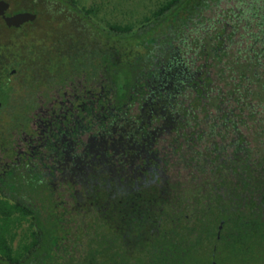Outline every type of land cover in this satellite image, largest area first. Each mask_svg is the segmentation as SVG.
<instances>
[{
	"label": "flooded vegetation",
	"instance_id": "flooded-vegetation-1",
	"mask_svg": "<svg viewBox=\"0 0 264 264\" xmlns=\"http://www.w3.org/2000/svg\"><path fill=\"white\" fill-rule=\"evenodd\" d=\"M168 1L107 25L71 3L92 40L51 52L57 68L18 43L0 85V121L17 110L0 128V241L17 260L0 264H231L264 240L259 43L231 11ZM23 11L37 15L18 29L39 18Z\"/></svg>",
	"mask_w": 264,
	"mask_h": 264
},
{
	"label": "rangeland",
	"instance_id": "rangeland-1",
	"mask_svg": "<svg viewBox=\"0 0 264 264\" xmlns=\"http://www.w3.org/2000/svg\"><path fill=\"white\" fill-rule=\"evenodd\" d=\"M10 2V12L18 11L21 6H31L34 3L39 12V18L34 23L23 29L7 26L0 17V44H7L9 51L18 54V43L23 45V54L28 59L35 60L36 64L51 65L57 68L55 52L68 41L82 38L91 42L92 37L88 31L80 35L79 25L75 26L65 15L68 8L65 4L56 3L60 12L53 11V3L50 0H7ZM164 0H76L77 4L84 8H90L103 24H128L141 19L149 11L153 10ZM80 35V36H79ZM56 53V52H55ZM24 56V57H25ZM55 58V59H54ZM18 100V92L15 95ZM15 109L2 110L0 128L10 129L12 116ZM231 264H264V240L252 244V250L240 259L230 258Z\"/></svg>",
	"mask_w": 264,
	"mask_h": 264
},
{
	"label": "trees",
	"instance_id": "trees-1",
	"mask_svg": "<svg viewBox=\"0 0 264 264\" xmlns=\"http://www.w3.org/2000/svg\"><path fill=\"white\" fill-rule=\"evenodd\" d=\"M53 3V11L60 12L62 10L60 7L56 8L54 5L56 3L65 4L68 6L73 3L77 4L76 0H50ZM209 5H215L218 8H222L225 11H231L235 14L236 21L232 24L233 26L242 25L245 29V34H249V37L254 40L255 43H259L258 47H252L253 51L259 52L260 55L256 53L255 59H263L264 62V0H169L163 8L162 11L166 10L168 13L175 14V12L181 11V15L184 18L185 12L187 10L199 11L207 9ZM85 9L88 13L93 10L90 8ZM119 28H128L127 26H119ZM222 32L218 33L221 35ZM259 56V57H258ZM18 66V54L9 51L7 44H0V85L3 83L2 77L10 74V70ZM5 244L0 241V252L2 255L8 257V260L16 261L6 250ZM249 249V252H251Z\"/></svg>",
	"mask_w": 264,
	"mask_h": 264
},
{
	"label": "water",
	"instance_id": "water-1",
	"mask_svg": "<svg viewBox=\"0 0 264 264\" xmlns=\"http://www.w3.org/2000/svg\"><path fill=\"white\" fill-rule=\"evenodd\" d=\"M10 2L7 0H0V16L5 20L9 27H18L27 20L35 19L36 13L32 11L14 12L8 14Z\"/></svg>",
	"mask_w": 264,
	"mask_h": 264
}]
</instances>
